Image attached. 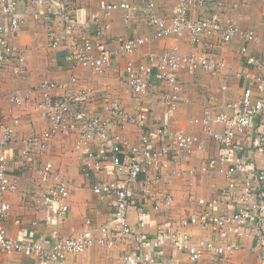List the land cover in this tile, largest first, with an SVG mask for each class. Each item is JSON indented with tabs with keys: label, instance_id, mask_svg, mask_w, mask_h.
<instances>
[{
	"label": "built area",
	"instance_id": "built-area-1",
	"mask_svg": "<svg viewBox=\"0 0 264 264\" xmlns=\"http://www.w3.org/2000/svg\"><path fill=\"white\" fill-rule=\"evenodd\" d=\"M73 1L0 0V73L10 64L13 65L15 75L22 72V52L9 39V35L17 33L22 24L19 9L21 2H25L28 8L49 6L52 14L64 19L62 35L56 31L49 33V47L55 49L62 44L66 60L74 68L82 66L102 73L119 56H131L138 52L150 41L149 38L157 40L183 35L193 42L219 35L224 43H230L240 35L243 39L241 52L247 65L259 64L255 57L247 54V50L249 43H259L260 38L253 33H241L230 20L224 21L221 18L219 10L224 0H177L170 17L158 13L154 0H139L140 7L133 0H100V11L91 15L92 22L97 26L94 36L80 33L82 28L79 20L70 14ZM208 6L217 8V12L202 18L192 16L194 10ZM117 11L125 13L126 22H129L131 14L140 13L153 28L152 36L118 35L112 40L116 43V48L112 49L110 42L103 39L107 28V25H103V19ZM262 55L264 63V48ZM214 67L211 56L206 53L185 55L174 49L159 57L150 56L144 62H128L125 71L132 93L139 103L159 81L166 92L162 100L167 104L168 112L172 113L178 105L181 92V72L197 69L213 71ZM74 81L62 83L44 80L33 90H17L10 97L15 106L34 103L43 112L49 126L19 138L18 141L17 128L20 121L13 120L4 126L0 140V264L2 257L12 254L35 258L40 263L59 262L69 254H81L95 244L113 247L117 237L133 235L137 229V239L144 248L145 243L149 242L143 233L146 226L144 214L140 212L137 228L132 227L129 221L130 209L143 210L144 204L135 197L133 191L142 185V192L147 199L150 195L148 175L151 169L168 168L177 158L191 153L197 141L192 134L183 130L172 131L165 123L159 126L156 138L152 139L148 134L150 121L147 113L141 110L129 112L117 102L92 101L90 90L76 89ZM253 83V86L244 90L235 113L220 112L215 118L207 113L205 131L222 149L221 155L210 160L208 166L227 165L223 171L229 184L227 193L231 197L240 194V197L232 213H204L182 222L183 227H208L212 232L209 238L197 242H192L188 234L172 237V246L184 251L191 263L208 255L217 256L221 260L227 254H233L237 249L231 241L233 238L241 240L254 236L264 248V169L257 167L237 147L238 136L255 126L259 120L254 148L257 153L264 155V72ZM213 120L222 125L221 131L212 129ZM128 126L140 130L138 143L130 144L118 133V130ZM58 136H76L74 150L84 156V171L87 175L95 171L118 177L114 180L96 179L93 186L94 194L113 198V226H102L96 231L88 228L77 236L56 240L48 246L40 240H15L10 237L4 225L11 209L4 196L18 190L17 181L10 174L13 162H20L37 178L41 190L38 195L40 211L45 213L47 222L56 225L70 211L69 181L63 170L57 168L53 159L48 157L53 140ZM15 145L18 146V155L13 158L8 156L7 150ZM86 224L90 226L91 220ZM151 246L156 250L154 257L141 250L131 252L125 260L128 264H160L157 259L163 255V242L154 240Z\"/></svg>",
	"mask_w": 264,
	"mask_h": 264
},
{
	"label": "crops",
	"instance_id": "crops-1",
	"mask_svg": "<svg viewBox=\"0 0 264 264\" xmlns=\"http://www.w3.org/2000/svg\"><path fill=\"white\" fill-rule=\"evenodd\" d=\"M99 1H73L70 14L79 20L82 28L80 33L83 35L95 34L97 26L92 22L91 15L100 11ZM154 1L158 13L167 17L171 16L177 4V0ZM133 2L140 7L139 0ZM19 9L22 24L17 33L9 35V39L21 50L24 62L19 75L14 74L12 64L0 73V140L4 126L13 120L20 121L17 141L49 126L43 112L38 110L34 103L21 107L12 104L10 97L14 92L31 91L44 80L62 83L75 80L73 83L76 89L90 90L92 101L117 102L129 112L141 110L147 113L150 121L148 134L152 139L156 138L159 126L165 123L172 131L183 130L192 134L197 141L191 153L177 158L168 168L151 169L148 175L150 195L147 199L142 192V185H138L133 191L135 197L144 204L143 210L130 209L129 221L132 227L137 228L140 212L144 214L146 226L143 233L149 241L145 243L144 248L137 239V229L133 235L117 237L113 247L95 244L85 252L69 254L59 262L40 263L35 258L12 254L2 257L1 264H128L125 257L131 252L143 250L154 257L156 250L151 246L154 240L163 242V255L157 259L160 264H263L264 248L254 236L241 240L233 238L231 241L237 249L221 260H218L217 256L208 255L196 263L189 262L185 252L175 249L171 240L173 236L183 234L190 235L192 242L209 238L212 235L210 228L183 227L182 222L191 216L204 213H232L237 208L240 194L231 197V194L227 193L229 184L223 172L227 165L208 166L210 160L221 155L222 149L220 144L206 133L205 120L207 113L212 118L220 112L235 113L244 90L253 86L254 79L264 72V0H224L219 10L221 18L224 21L230 20L241 33H253L260 38L259 43H249L247 50V54L255 57L259 64L247 65L241 52L243 39L240 35L230 43H224L219 35L204 37L195 42L183 35L157 40L149 38L150 41L138 52L131 56H119L102 73L82 66L74 68L66 60L62 44L55 49L49 47V33L56 31L62 35L64 29V19L60 15L52 14V8H28L25 2H21ZM217 10L208 6L194 10L192 16L207 17ZM104 24L107 28L103 39L110 42L112 49L116 48V43L112 40L118 35L150 37L153 33V28L140 13L131 14L129 22H126L125 13L117 11L104 18ZM174 49L185 55L208 54L214 63V70L181 72V92L178 105L172 113L168 112L169 108L162 100L166 92L159 81L139 103L132 93L125 71L128 62H144L150 56L159 57ZM258 125L259 120L255 126L238 136L237 147L246 153L257 167L264 169V155L257 153L254 148ZM211 127L214 131L223 129L222 125L214 120ZM118 133L130 144L138 143L141 134L134 126L120 129ZM75 137H56L48 156L53 159L57 168L63 170L70 186V211L65 219L56 225L47 222L45 213L40 211L38 195L41 190L34 173L20 162L11 164L10 174L17 181L18 190L4 196L11 206L4 225L13 239L40 240L48 246L56 240L77 236L88 228L96 231L102 226H113V198L94 194L93 186L96 179L114 180L118 177L95 171L87 175L84 171V156L74 150ZM7 154L13 158L17 157L18 146L10 147ZM88 220H91L90 226L86 224Z\"/></svg>",
	"mask_w": 264,
	"mask_h": 264
}]
</instances>
